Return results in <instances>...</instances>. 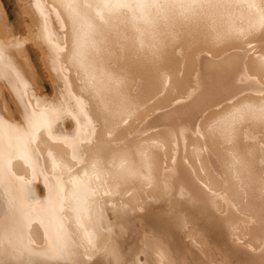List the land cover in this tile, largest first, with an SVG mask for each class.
<instances>
[{
  "label": "bare ground",
  "instance_id": "obj_1",
  "mask_svg": "<svg viewBox=\"0 0 264 264\" xmlns=\"http://www.w3.org/2000/svg\"><path fill=\"white\" fill-rule=\"evenodd\" d=\"M0 264H264V0H0Z\"/></svg>",
  "mask_w": 264,
  "mask_h": 264
},
{
  "label": "rangeland",
  "instance_id": "obj_2",
  "mask_svg": "<svg viewBox=\"0 0 264 264\" xmlns=\"http://www.w3.org/2000/svg\"><path fill=\"white\" fill-rule=\"evenodd\" d=\"M9 14H10V13H9ZM11 15H12V14H11ZM11 15H9V16H10V18L13 20V18L11 17ZM10 18H9V19H10ZM33 56H34V52H33ZM42 73H43V75L45 74L44 72H42ZM41 75H42V74H41ZM43 75H42V76H43ZM42 76H41V77H42Z\"/></svg>",
  "mask_w": 264,
  "mask_h": 264
}]
</instances>
